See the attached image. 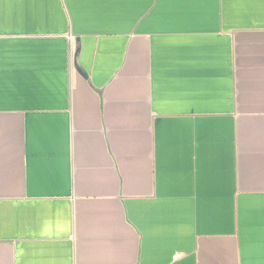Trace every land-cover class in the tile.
Wrapping results in <instances>:
<instances>
[{
	"label": "crops",
	"instance_id": "0c3cea01",
	"mask_svg": "<svg viewBox=\"0 0 264 264\" xmlns=\"http://www.w3.org/2000/svg\"><path fill=\"white\" fill-rule=\"evenodd\" d=\"M0 264H264V0H0Z\"/></svg>",
	"mask_w": 264,
	"mask_h": 264
}]
</instances>
